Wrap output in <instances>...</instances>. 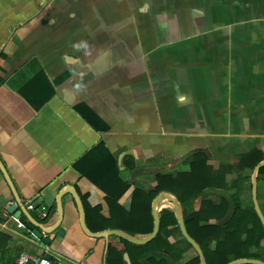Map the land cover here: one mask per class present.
<instances>
[{
	"label": "crops",
	"instance_id": "1",
	"mask_svg": "<svg viewBox=\"0 0 264 264\" xmlns=\"http://www.w3.org/2000/svg\"><path fill=\"white\" fill-rule=\"evenodd\" d=\"M255 149L264 155V0H0V161L40 225L56 224V197L70 188L88 232L144 238L147 203L136 190L152 192L157 173L187 171L196 152L228 170L236 204L252 202V171L238 162ZM37 199L45 221L27 209ZM257 200L264 215V175ZM15 203L0 171V264L21 254L200 264L180 230L150 246L87 235L68 193L42 245L15 231L22 222L31 233ZM200 205L181 203L184 222Z\"/></svg>",
	"mask_w": 264,
	"mask_h": 264
},
{
	"label": "trees",
	"instance_id": "2",
	"mask_svg": "<svg viewBox=\"0 0 264 264\" xmlns=\"http://www.w3.org/2000/svg\"><path fill=\"white\" fill-rule=\"evenodd\" d=\"M264 159L258 149L241 156L238 162L240 171L251 173L254 166ZM208 157L203 152L192 154L188 170L185 172L155 175L154 190L149 194L136 190V199H143L147 203L146 211L149 216V232L152 231L151 201L160 192H171L181 203L201 198L200 208L189 212L185 220L188 234L200 245L207 264H227L230 261L247 258L264 262V228L257 217L252 202L238 203L234 194H226L224 183L226 172L213 170L208 163ZM264 175V167L258 176ZM250 182V175L247 177ZM250 189V188H249ZM211 196L212 199L206 198ZM214 219L213 223L209 220ZM140 223L142 219H139ZM176 230L179 232L176 219L171 211H163L160 217V229L156 237L146 246L160 241L163 236ZM186 245L192 248L182 238ZM20 243L25 245L24 241ZM196 262L199 258L196 257ZM155 264H167L162 259Z\"/></svg>",
	"mask_w": 264,
	"mask_h": 264
},
{
	"label": "water",
	"instance_id": "3",
	"mask_svg": "<svg viewBox=\"0 0 264 264\" xmlns=\"http://www.w3.org/2000/svg\"><path fill=\"white\" fill-rule=\"evenodd\" d=\"M262 167H264V159L255 165V167L252 170L250 179H251L252 205H253V208H254V211H255L257 217L259 218V221H260L262 227L264 228V215L260 209V206H259V203L257 200V177H258L259 170ZM0 171H1L6 183L8 184L9 188L11 189V191L15 197L16 203L11 207L10 211H11V213L15 214V217L23 214L27 218V220L29 222V224L27 225V229L31 231L30 238L32 240H34V242L41 243L42 245H48L49 244V240L46 237H44V234L45 235L51 234L59 226L61 218H62V197H63V195L68 193L72 196V198L75 202V205H76V208H77L78 214H79V224H80L82 230L84 231V233H86L87 235H89L91 237H96V238L97 237L107 238L109 235H115V236H117V237H119V238H121L127 242L135 243L137 245L147 244V243L151 242L156 237V235L158 234L159 229H160V215H161L162 210L163 209L171 210L173 212L175 218H176L177 225H178V228L180 230L182 237L189 243V245L195 251L196 255L199 258L200 264H207L205 256L203 254V251H202L200 245L187 232L185 222H184L183 209H182L181 203L178 200V198L172 193L160 192L153 198L152 203H151V214H152V218H153V228H152L151 233L149 235H147L146 237H144V238H137L136 237L135 238V237H132V236H130V235H128L122 231H113V230L91 234L86 229L84 211H83L81 200H80L79 196L77 195V193L73 189L64 188L58 193V195L56 197V209H57V214H58L57 222L54 226L45 227V226L37 223L34 219H32V217L30 216V214L28 213V211L25 208H21L19 198L17 196L15 188L12 184V181H11L8 173L6 172V169L2 165L1 161H0ZM42 202H43L42 199H37V200L31 201V203H33L35 207H38L39 205H41ZM18 208H19V210H17ZM58 233L63 234V231L59 230ZM46 256L49 259L52 258L49 255H46ZM227 264H264V262H262L260 260H255V259H236V260H233Z\"/></svg>",
	"mask_w": 264,
	"mask_h": 264
},
{
	"label": "built area",
	"instance_id": "4",
	"mask_svg": "<svg viewBox=\"0 0 264 264\" xmlns=\"http://www.w3.org/2000/svg\"><path fill=\"white\" fill-rule=\"evenodd\" d=\"M36 207L34 206L33 203H29L27 205V209L28 210H34ZM39 209V217L40 219H42L43 221H45L48 217H49V212L46 209L45 206L39 205L38 206ZM25 231V224L22 222H19L16 224V229L15 231H17V233L30 240V241H34L30 238L29 235L23 234V232ZM14 264H68L66 260L64 259H49L46 255H30V254H21L17 260L15 261Z\"/></svg>",
	"mask_w": 264,
	"mask_h": 264
},
{
	"label": "rangeland",
	"instance_id": "5",
	"mask_svg": "<svg viewBox=\"0 0 264 264\" xmlns=\"http://www.w3.org/2000/svg\"><path fill=\"white\" fill-rule=\"evenodd\" d=\"M181 167H183V166H180L179 169H181ZM248 203H250V200L249 199H248Z\"/></svg>",
	"mask_w": 264,
	"mask_h": 264
}]
</instances>
